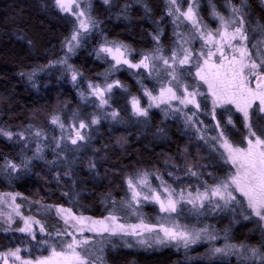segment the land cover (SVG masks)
<instances>
[{"label": "snow or ice", "instance_id": "6c2138e0", "mask_svg": "<svg viewBox=\"0 0 264 264\" xmlns=\"http://www.w3.org/2000/svg\"><path fill=\"white\" fill-rule=\"evenodd\" d=\"M132 2L139 4L142 0H130L121 9V15H126ZM54 3L61 12L75 17V21L71 35L64 41L65 55L50 61L46 67L61 66L64 72L70 74L73 85L78 86L83 73L69 63V58L83 46L85 37L100 30L101 22L93 14L92 0H54ZM103 3L111 6L113 0H103ZM206 6L209 17L217 24L215 29L204 19L202 0H166V15L173 25L172 47L165 48L161 44L164 31L158 27L151 34L155 46L141 52L136 62L131 59L135 52L131 46L109 40L100 32L102 41L94 50L96 58L107 60L111 57L112 62L102 74L104 82L89 81L87 89L81 90L79 96L85 104L92 99L95 107L102 110L101 113L81 118L80 113L73 112L68 124L59 114H52L49 123L60 129L59 137L49 138L43 128L32 130V125H29L27 136L25 132L13 133L0 127V135L8 140L15 137L17 141H24L25 147L35 142L31 156H24L20 163L5 159L0 165V173L11 177L28 172L33 162L39 160L52 167L63 164L66 167L63 175L71 177L75 154L91 144L94 126L99 125L102 119L120 122L119 110L103 111L111 107L113 89L124 88L119 80L108 82L109 77L123 66L142 69L148 78L157 81L159 88L153 94V90L145 87L141 79L139 83L148 103L146 107L141 106L139 97L133 96L131 114L136 118H148L150 109L155 107L160 108L166 118L171 116L183 120L185 130L192 132L189 140L197 144L195 156L186 146L180 153L183 158L181 164L169 163L171 158L166 159L165 165L173 169L166 175L175 184L193 178L198 183H187L178 190L164 179L159 170L137 171L124 178L129 194L127 198L111 200L105 209L108 214L101 219L86 216L79 210L82 206L78 205V193H63L69 197L73 207L35 201L38 214L41 211L46 215L55 213L62 223V230L57 229L54 233L49 232L35 216L23 215L21 205L16 203L21 194H0V205H6L8 209L4 211L0 208V231L24 233L30 242L51 248V255L36 260L23 258L19 247L10 248L0 252L3 264H106V249L117 247L114 238L128 248L134 246L128 242L131 237L139 246L174 244L187 250L203 240L211 243L218 239L215 228L208 224L201 226L200 218L221 213L239 214L244 220L256 219L264 232V22L252 19L247 0H223L220 6L216 0H206ZM144 7L146 14L150 12L147 4ZM220 7L225 9L226 15ZM197 40L201 42L199 50L193 47ZM34 76L35 73L30 74L29 80ZM253 82L254 87L250 86ZM202 85L207 86V92L200 90ZM209 98L210 109L206 103ZM233 109L241 114L244 129L242 142L246 143V147L238 146L232 139L236 130ZM201 116L210 118L211 123L206 124ZM163 131L158 129V132ZM46 148L51 149L53 160L45 158ZM201 148L209 157L214 156L224 165H229V173L223 178L214 177L212 172L205 173L208 165L202 162ZM67 153H72L74 158L70 160ZM88 168L94 171L96 162L89 160ZM205 174L214 182L209 184L204 179ZM60 176L61 173L57 172L55 179L58 182ZM152 177L159 181L158 185L153 186ZM144 203L157 204L160 212L167 215L159 217L156 224L145 223L141 212ZM184 207L195 217L196 223H181L173 218V214L178 217ZM74 208L77 210L74 211ZM121 212L126 215H119ZM245 212L249 214L245 215ZM129 215L136 216L140 223H122ZM17 219L22 221L23 226L14 228ZM37 233L42 234L40 239ZM225 233L227 241V229ZM233 256L239 264H264V243L259 246L244 243L211 246L204 256L195 259L222 262L224 258Z\"/></svg>", "mask_w": 264, "mask_h": 264}, {"label": "trees", "instance_id": "16d2710c", "mask_svg": "<svg viewBox=\"0 0 264 264\" xmlns=\"http://www.w3.org/2000/svg\"><path fill=\"white\" fill-rule=\"evenodd\" d=\"M129 2L130 0H113L109 6L103 0H92L93 14L101 22L100 30L86 37L83 46L69 58V63L83 73L78 86H74L70 74L64 72L61 66H46L50 61L65 55L64 41L72 33L75 18L61 12L54 0H0V127L13 133L25 132L27 136L29 125H32V130L43 128L49 138L59 137L60 129L49 123L52 114H59L68 124L71 123L73 112L80 113L81 118L101 113L102 110L95 107L92 99L85 104L79 96L81 90L87 89L89 81L104 82L102 74L112 62L108 57L107 60L96 58L94 50L102 41L100 32L109 40H118L131 46L135 50L131 57L133 62L139 60L141 52L155 46L151 34L158 27L164 31L161 44L165 48H171L173 25L171 18L166 15V0H142L139 4L132 2L126 15H121V9ZM247 2L252 19L264 22V2ZM216 3L220 6L223 0H216ZM145 4L150 9L147 14ZM220 11L227 14L222 7ZM202 14L205 21L215 29L217 24L208 15L206 0H202ZM200 45L201 42L197 40L193 47L198 49ZM32 73L35 76L29 80ZM141 79L145 87L153 90V94L158 91L157 81L148 78L143 70L136 71L123 66L109 77L108 82L119 80L124 88L113 89L111 107L103 111L119 110L120 122L102 119L99 125L94 126L91 144L75 154L71 177L63 175L66 170L63 164L52 167L38 160L33 162L28 172L13 174L11 177L0 173V192L19 193L24 199L33 202L60 204L65 207L73 205L63 193H78V205L82 206L79 210L86 216L103 218L108 214L105 209L109 207L111 200L121 201L127 198L129 194L124 178L137 171L159 170L164 179L178 190L187 183L196 185L198 181L195 178L191 181L184 179L175 184L166 175L167 171H173L170 166L165 165L166 159L171 158L169 163L181 164L183 158L180 153L186 146L195 156L197 144L189 140L192 132L185 130L183 120L173 119L171 116L166 118L158 108L150 109L148 118L132 116L130 101L133 96L139 97L145 107L148 103L139 83ZM206 103L210 109V100ZM233 112L236 130L232 139L238 146L245 147L246 143L242 142L244 129L241 114L234 109ZM201 119L206 124L211 123L210 118L201 116ZM158 129H163V133L158 132ZM34 148L35 142H30L25 147L24 141H17L15 137L8 140L0 135V165L4 164L5 159L20 163L24 156L32 155ZM44 155L47 160L54 159L50 148L45 149ZM67 155L70 160L74 158L72 153ZM201 155L204 157L202 162L208 165L205 173L212 172L216 178H223L229 173V165H224L214 156L209 157L203 148ZM89 160L96 162L94 171L88 168ZM57 172L61 173L59 182L55 179ZM151 179L156 181L155 177ZM204 179L209 184L214 182L207 174ZM73 210L76 211L77 208ZM141 212L145 222H158L160 214L157 207L146 204L141 207ZM35 215L44 222L49 232L56 231L54 223L57 220L54 215ZM119 215L124 216L126 213L121 212ZM137 219L136 216L129 215L127 220L122 221L133 222ZM200 221L201 226L212 225L218 239L211 243L203 240L185 250L174 244L155 245L151 248L139 246L130 237L128 242L134 246L128 248L123 246L122 241L114 238L117 247L106 249V264H239L234 256L226 257L222 262L195 258L204 256L211 246L222 247L225 243L259 246L264 243V232L256 219L244 220L239 214L233 216L231 213H224L202 217ZM183 223L192 224L196 220L183 219ZM225 229L227 241L224 239ZM28 244L29 241L19 232L0 231V252L7 248H22ZM46 247L47 245H37V249L43 254Z\"/></svg>", "mask_w": 264, "mask_h": 264}, {"label": "rangeland", "instance_id": "374dc122", "mask_svg": "<svg viewBox=\"0 0 264 264\" xmlns=\"http://www.w3.org/2000/svg\"><path fill=\"white\" fill-rule=\"evenodd\" d=\"M67 14H70V13H67ZM70 15H71V14H70ZM74 18H75V17H74ZM85 38H86V37H85ZM85 38H84V39H85ZM200 47H201V45H200ZM200 47H199L198 49H196V50H199ZM108 58L111 60V57H108ZM126 67H127V66H126ZM133 70L138 71V70H142V69H133ZM192 71L194 72L195 69H192ZM250 86H253V87H254V86H255V82H253V84L250 85ZM200 90L203 91V92H207V86H206V85H202ZM157 92H158V91H157ZM157 92H156V93H157ZM156 93H155V94H156ZM209 100H210V98H209ZM140 103H141V106H143L141 100H140ZM210 103H211V100H210ZM256 103H258V102H256ZM210 107H211V106H210ZM106 108H107V107H106ZM153 108H155V107H153ZM151 109H152V108H151ZM158 109H160V108H158ZM160 110H161V109H160ZM161 111H162V110H161ZM162 112H163V111H162ZM168 117H169V116H168ZM245 147H246V146H245ZM151 182H152L153 186H156V185L159 184V181H158V180L153 181V180L151 179ZM0 194H6V193H4V192H0ZM237 196H238V198H241V199H242V197H240L239 194H237ZM30 202H31V203H30ZM16 203H18V204L21 205V211H22L23 215H25V216H35V217H36L35 214H38V212H37V205H36L33 201H31V200H29V199H24V198L20 195V196L17 197V199H16ZM146 204H151V205L157 207V210H158V212H159V214H160V217H161V216H162V217H165V216L167 215L166 213H161V212H160L159 206H158L157 204H155V203H144V204H142V206H143V205H146ZM0 208H3L4 211H7V210H8L6 205H0ZM39 214L46 215V214H44L42 211H41ZM221 214H224V213H221ZM221 214H218V215H221ZM244 214L247 215V214H249V213L245 212ZM52 215L55 216V213L49 214V216H52ZM218 215H215V216H218ZM36 218L39 219L38 217H36ZM55 218H56V220H57V221H55V223H54V225H55V230H57V229H61V230H62V223L57 219L56 216H55ZM93 218H94V217H93ZM173 218L179 219L181 223H183V219H186V220H188V219H194V220H196L195 217H194L192 214H190V213L188 212L187 207H184V210L180 213V215H179L178 217H176L175 214H173ZM201 218H202V217H201ZM96 219H101V218H96ZM157 219H158V218H157ZM39 220H40V219H39ZM41 222H42V221H41ZM121 222H122V223H127V224H138V223H140V220L137 219V220H135V221H133V222H131V221H121ZM159 222H162V221H159ZM42 223H44V222H42ZM145 223H147V222H145ZM156 223H158V222H156ZM156 223H153V224H156ZM149 224H150V223H149ZM22 226H23V223H22V221H20L19 219H17V220L15 221L14 225H13L14 228H18V227H22ZM45 226H46V225H45ZM37 227H38V226H37ZM46 228H47V227H46ZM20 234H22V235L26 238V240L29 241V243H30V244H28L27 246L21 248V250H22V251H21V256H22L23 258H25V259L36 260L37 258H41V257H45V256H49V255H51V248H50L49 246L46 247V252H45V254H43L41 251H39V250L37 249V244H36L35 241H31V242H30V238L27 237L26 234H24V233H20ZM37 236L41 238L42 234L37 233ZM130 238H131V237H130ZM132 241L135 242L133 239H132ZM154 246H155V245H152V246H150V248H151V247H154ZM192 246H193V245H192ZM146 247H149V246H146ZM181 247H182V246H181ZM11 249H15V248H11ZM7 250H8V248H7L6 250L2 251V252H5V251H7ZM59 250H60V248L58 247V248H57V251H59ZM40 252H41V253H40ZM0 264H3V261H2V260H0Z\"/></svg>", "mask_w": 264, "mask_h": 264}]
</instances>
